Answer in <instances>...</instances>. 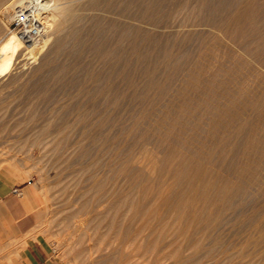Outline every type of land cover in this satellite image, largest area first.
Listing matches in <instances>:
<instances>
[{
  "label": "bare ground",
  "instance_id": "6f19581e",
  "mask_svg": "<svg viewBox=\"0 0 264 264\" xmlns=\"http://www.w3.org/2000/svg\"><path fill=\"white\" fill-rule=\"evenodd\" d=\"M24 3H27L26 6L31 5L37 9L39 16L44 23L45 33L43 34V36L41 38H39L33 42L26 43L24 40H22V38L17 33L11 32L0 43V78L7 76L12 71L15 64L19 62L18 61L19 57L24 55V51H25V54H27L29 57H26L22 60H25V59L36 60L37 57H39L40 53L43 51V48L44 47L46 48L45 44L49 40L48 37L50 36V32H52L56 36L54 46H53L54 47L53 52H56V51L58 52L59 50H61V48L68 41H74V43H78V41H80L83 38L82 37V30H83L84 24H86V22L90 23L91 28H94V29L99 27V24L102 23V20L104 18H101L100 16H98L97 13L99 11H104V12L110 13L111 16H112V14L117 13L119 15L126 17V19H127L129 17V16H127V14L130 12V8L133 6V8L135 7L134 8L135 13L137 15H139V18H135V19H138L142 22L147 21V24L154 26V28L155 27L158 28V26H163L164 28H171L175 31L173 33L167 32L168 34L167 33H162V34L161 33H154V32L144 30L140 26L139 27L136 26V25H138L137 22H134L136 25L129 24L125 20H123V22H122V20L119 19L120 17L117 19V17L114 15H113L114 19L116 18V20H114V19L109 20L110 18L108 19L109 20V23H108L109 29L118 34V39L114 42H108V45H106L107 49L106 48L104 49L106 54L108 56H110L109 64L107 66V73H106L107 76L105 75L106 79L104 78L106 80L105 84L101 89H99L96 93H93L91 96L92 97L91 99H94V100H92L93 102L91 103L93 106L92 111L88 107V104H89L88 101H86L87 106L81 105L78 107V110L76 109L79 113V115L77 117L78 118L77 121L79 122V124H81V127H82V124L87 125V126H89V125L91 126V124H93V126L97 125L100 129H101L100 126H102V127L108 126V129L106 128V133H104V136H105L104 138H106V139L111 138V131L112 130H111L110 126L114 127L113 124L115 125V122H116L115 121L116 120L115 109H117L118 107L120 108L121 106L123 107L125 105V100H127V93H126L127 90L126 89L130 88V86H131V84H130V73L133 70L132 58L134 56L137 57L136 58L137 61H140L141 63L149 61L150 54H149V52H144L142 50L143 46L144 47L147 46L146 48H148V49L150 48L151 54L154 53L155 56L156 55H157V57L160 56L161 60L166 64L167 67H169L170 63L172 64L173 60H175L177 62L180 61L182 59V57L184 58V55H186V54L190 55L191 49H195L198 47L197 45H196L197 47L196 46L194 48L192 47L189 50V52H188V48L186 50L185 49L186 47H184V45H186L188 42H190L192 40H193L192 42H193V46H194L196 44V42H194V40H195V41L199 42V47H202L200 49V51L197 50L199 52V57L200 56L206 57V55H207L206 51H208V50H205V49L208 48L207 46H209L212 48V49L208 48V49H210L209 52H211V50H212L213 56L214 55L222 56L221 62L224 59L225 60L227 59L230 61V63H228L229 61H227L228 66H225L226 68L229 67V65L231 63L233 64V66L231 65V67H229L228 71L225 69L223 71L224 73L226 72L229 74V72H231V71L232 72H238L236 70L237 69L240 70V75H239V73H237V74L239 75V77L241 79V85L242 86L240 87L239 91H237L236 94H232L230 92V86L228 83H221L217 80L218 79V77H217L218 71L220 72V70H221L220 69L221 66L218 68L216 65L217 63L215 64L217 69H215L216 67L214 66L213 61H212L213 62L212 66L215 67V68L213 67L214 69L211 68L212 66L209 64H208V66H205L204 63H203L204 66L201 64H197V63L196 64L194 63L193 65L191 64L189 66L190 69H189V73L187 76L188 79L187 80L185 79L186 82L184 85L182 84L183 88H182V92L180 93V95L183 96V93L188 88H193L194 91L193 90H191V91L194 93V97L183 102L184 104L182 103V107L179 106L180 111L178 112V114H175L174 119H172L174 121H171L172 123L170 124V127L168 129H166V131H165L166 133H164L163 136H160V139L162 138V142L164 143V141H168V140L170 141L172 136L176 134V131H177V135H178L177 138H174L178 141L175 140V142H174L172 140L173 142L171 141L172 144L169 146L167 152H165L166 153V154H164L165 156L162 155V156H164V158L161 159V160H163V161H161V163H163L162 164L163 167L160 168L161 163L158 159L159 156L158 157H156V155L154 156V153H152L149 150H144L145 148L142 151L143 154L138 152L142 155L131 157L130 159L125 160L124 164H123V160H121L123 165L120 163V161L119 162L115 161L114 155L116 152H111L112 154L114 153V155H112L113 156L112 158H114V159H111V160H113L111 162L115 161L116 163L121 164L122 173L126 174V176L128 178H126L123 174L121 175V177L123 176V177H125V179H129L128 183L131 185V189H132V192H130V194H124V195H122V192L124 193V191L120 190V193L122 195L121 197L119 196L120 193L119 194H113L114 191L112 192L110 189V192H112V195H114L115 198H116V196H119L117 198H120V204L116 205L119 199L117 201L110 199L111 202L112 201H113V203L116 202V204H115L116 205V207H115L116 208L115 209L116 214H115L114 218H112L113 220L111 221V225H110L111 227H108V229L110 228L111 232L113 233L114 237L116 238L117 245L121 246V251L122 252H124V251L128 252L129 251L128 254L126 253L127 255L126 254L123 255V253H121L120 256L119 257L117 256V258H115V260H114L113 257L116 255V252H115L113 257H111L114 260L113 264H138V260L134 261V259H133L134 256H138L139 258H143L144 253H145V257L147 255H148V258H149V256H151L149 264H199V263H201V261L203 262V260L199 259V256H198V258H196L197 256L195 257V255H197V253L199 251L202 252V249H204L203 239L212 235V232L216 231V229H218L217 225L220 221L227 220L228 218L231 221L232 220L236 221L235 224L237 222H240V223L243 222V224H244L245 221H248L250 223V227L252 230L259 231V232L264 234V185H258V186L252 185V183L263 182L264 179L262 178L263 180H261V176L264 177L263 176L264 173L262 175H256L255 176L254 173H256L257 171L255 170L256 172H252V170H251V166H252V164H254V161H255V159H254V161L251 160L253 155L257 159L256 160L257 165H261V164L264 165L263 164L264 163V5H263L261 0H0V32L5 31L8 28V23L10 21H12L14 13L16 11L15 8L16 7L18 8V6H20V5L23 6ZM169 6H170V9H168ZM174 13H179L181 15L182 14H184V15L180 20L175 19L178 16V15L177 16L175 15L174 20L172 19L173 21L172 20L170 21V16L173 15V17H174ZM43 14H45V16H43ZM105 15H106V13H105ZM175 21H178V23H175ZM129 22H131V20H129ZM140 25H142V24H140ZM102 27H104V26H102ZM165 31L166 30H164L162 32H165ZM168 31H169V29H168ZM102 37H103V35H102ZM101 42H103V41H101ZM47 44H49V43H47ZM83 44H85V43H83ZM83 44H82V46H83ZM90 46H91V44H90ZM92 46H93V44H92ZM144 47H143V49H144ZM103 48H104V46H103ZM81 50H82V48H81ZM100 50H101V48H100ZM95 51L97 53L98 50L96 49ZM146 51H148V50L146 49ZM82 52H83V50H82ZM195 52H196V49H195ZM64 53H65V51H64ZM211 54H209V55H211ZM188 55H186V58ZM79 56H81V54ZM155 56H153V58ZM213 56H210V57H213ZM207 58H209V57H207ZM198 59L199 58H197V60ZM48 60L49 59L46 58V61L44 63L45 65L48 63ZM202 60L203 59L201 58L199 61L202 62ZM204 60L208 61V59H204ZM213 60L215 61V59H213ZM97 61H96V63H97ZM155 61H156V59H155ZM181 62H183V61L181 60L180 63ZM189 62L190 61H188V63ZM174 63L176 64V62H174ZM180 63L179 64L177 63V65H174V64L171 65V67L172 66H174V67L172 69H168V70H171V71L173 70L175 73L176 71H179V70L181 71V70L185 69L184 67H186L185 65L187 62H185L184 66ZM209 63H211V62H209ZM219 63H220V61H219ZM227 63L225 65H227ZM149 64L153 65V67H154V64H152V63H149ZM134 65L136 66L137 64L134 63ZM155 66H157V65H155ZM166 66H165V68H166ZM162 70L165 71L164 69H162ZM209 71H212V72L210 74V77L207 76V78H209V79L205 82L202 80V76H203V74H207ZM60 72H61V70H60ZM65 72L66 71H64V73ZM103 72H104V70H103ZM144 72H146V74H149V76H150L149 80L147 79L148 76H147V78H146V75L144 77V78H146L145 80H147V82L145 81L146 83L142 86V88L144 90H152V89L157 88L162 93L167 92L165 90H166V87L168 86V84H164V83L161 84V83H159V81L157 79L154 78V76H151V74L154 75V72L156 73V67H154L153 69H151V68L149 69V67H148V69L145 68ZM139 74H140V72H139ZM143 74H145V73H143ZM167 74H168V71H167ZM233 74H232V76H233ZM103 75H104V73H103ZM168 75H166V77ZM170 76H172V75H170ZM170 76H168L167 78H169ZM229 76H230V74H229ZM92 78L94 79L95 77H92ZM157 78H158V76H157ZM205 78H206V76H205ZM96 80H97V78H95V81ZM175 80H177V79H175ZM173 81H174V79H173ZM97 82H99V81H97ZM167 82H168V80H167ZM175 84H176V82H175ZM95 86H97V85H94V87ZM171 86H172V90H175L174 88L177 87V86L176 87L174 86V88H173V84ZM171 86H169V87L171 88ZM179 86L181 87V85H179ZM132 88H134L133 85H132ZM132 88H130V89H132ZM167 90H169V89H167ZM180 91L178 90V92H180ZM79 92H80V90H79ZM134 92H135V90H134ZM136 92H137V90H136ZM141 92L142 91H140V93ZM160 92H159V94H160ZM173 93H175V92H173ZM141 95L137 96V97H139V99H141L143 96H145V95H143V96H141ZM181 96H180V98H181ZM78 98H77V100H79ZM91 99H90V101H91ZM77 100L75 99V101H77ZM81 100L83 101L84 99H80L79 102H81ZM181 100H183V97ZM169 101H173V99L169 100ZM129 103H128V106H129ZM173 103H176V102H173ZM73 105L74 104H72V106ZM76 105L77 104L75 102V106ZM153 105H155V104L153 103ZM196 105H199V106L202 105L203 107H205V109L206 108L213 109V110L215 109L217 121H216V124L214 126V130L211 129V130H213L212 132H210L211 137L208 136V137H210L209 141L212 145L209 148H207V146L204 145V147L207 149H204V148L201 149L200 148L201 151L197 150V152L199 151L198 153H196V151H195L196 154H193L194 153L193 152L192 153L193 155H186L184 153V151L188 146V141L185 137H183V131H182L183 129L181 128L183 126V124H182V122L181 123L179 122L180 121L179 118H181L182 117L181 115H183L185 113L186 114V120L185 121H188V119H187L188 116L192 117L195 113H197L196 109H195ZM100 107L103 108L101 111H103L104 114L99 117V115L102 114V113L100 114V109H99ZM64 108H65V106L63 107V111H64ZM73 108H74V106H73ZM124 108H126V107L124 106ZM167 110H168L167 112L170 114L172 112V110L174 111V108H173V106L169 105ZM75 111H73V112L76 113L77 111L76 112ZM78 113H76V115ZM201 113H204V110ZM56 115H58V114H56ZM67 116L68 115H66V117ZM194 116H196V115H194ZM202 116L204 118V115H202ZM68 117H71V115ZM140 117H141V115H140ZM125 118H127V117L125 116ZM125 118L123 120H125ZM203 118L200 119L198 117L199 123L201 120H203ZM117 119H119V118H117ZM136 119H137V117L135 118V120ZM160 120H161V122L158 124H161L162 122L165 121L164 118H162ZM141 121H143V120H141ZM177 122L180 123L179 128H176V126L178 124ZM116 123H118V122H116ZM122 123L124 124L125 121ZM136 123H137V125L140 124L138 122H136ZM142 123L140 124V127L137 126L138 129H140V130L142 128L141 125H144ZM73 125H75V124H73ZM15 126H16V124H15ZM69 126H71V125H69ZM133 126H135V124ZM128 127H129V125H128ZM128 127H126V128H128ZM118 128H119L118 129V131H119V130H121L122 127L120 128V126H118ZM130 128H132V130H133V127H130ZM130 128H128L126 130H129ZM146 128H148V127H146ZM155 128H158V127H155ZM7 129H6V131H7ZM143 129L144 128H142L143 132L140 133L138 131V134L140 135V139H143L145 141L148 137L147 136L148 133L146 131H144L145 129L144 130ZM164 129H165V126H164ZM175 129H178V130H175ZM134 130H137V128H134ZM152 130L154 132H156L154 130V125H153ZM159 130H161V129H158V133L160 132ZM66 131H67V128H63L61 130V132L59 133L60 136L64 135V137H65ZM70 131H72V130H70ZM113 131H114V129H113ZM122 131H123V128H122L121 132ZM124 131H125V128H124ZM124 131L122 133H127V131L126 132H124ZM44 132H46V129H45V131H43V133ZM48 132H51V130L49 131V129H48ZM129 132L131 133L130 130H129ZM135 132H137V131H135ZM135 132L133 131L132 133H135ZM173 132H175V134ZM68 133L69 132H67V134ZM151 133L152 132H150V134ZM17 134H19V133H17ZM52 134H55V132ZM69 134H68V138H69ZM76 134H78V133H76ZM83 134L85 136L87 135L86 137H88V136L89 137L92 136L93 138L96 137V139L98 138V136H102V134L97 130L96 131L93 130L92 132L85 130V131H83ZM114 134H116V133H114ZM131 135L135 136L134 134H131ZM38 136L40 137L39 134H38ZM133 136H132V138H133ZM112 137H113V135H112ZM136 137L138 138L139 136H136ZM47 138H49V136H47ZM66 138H67V136H66ZM68 138H67V140H65V143L68 141L71 142L70 141L71 139L68 140ZM74 138H75V136H74ZM115 138L117 139L118 135ZM119 138H120V134H119ZM34 139H36V138H34ZM52 139H54V136L51 138V140ZM57 139L58 138H56V141H57ZM113 139H114V137H113ZM122 139L123 138H120V140H119L120 143L122 142L121 141ZM125 139L126 140L128 139V141H129V138H126V136H125ZM51 140L49 143H51L53 141V140L52 141ZM143 140L142 141L139 140L141 143L137 140L139 144L143 143L141 145V149L145 143V142H143ZM147 140H149V139H147ZM147 140H146V142H147ZM8 141L10 142L12 140H8ZM56 141L52 142V144L56 143ZM82 141H83V139H82ZM84 141H85V139H84ZM89 141H91V140H89ZM116 141H118V140H116ZM133 141H132V143L135 144ZM111 142H113V141H111ZM123 142H125L126 147H127V142L125 140ZM129 142H128V144H129ZM75 143H74V145L77 144V143L76 144ZM85 143L86 144L88 143V146H89V144H91L92 141L90 143L87 140V142H85ZM85 143L83 142L81 145H85ZM93 143H94V140H93ZM138 143H136V144H138ZM57 144L58 143H56V145ZM102 144L105 145V143H102ZM102 144H101V146H102ZM31 145H32V143H31ZM65 145H68V144H65ZM81 145L79 144V148ZM98 145H99V143H98ZM104 145L102 146V149L104 147V149L106 151V147H105L106 145L105 146ZM59 146H60L59 148L62 150L61 145H59ZM101 146H99V147H101ZM162 146H163V144H162ZM76 147H78V146H76ZM83 147H85V146H83ZM133 147L136 148V146H133ZM139 148L137 150L141 151V149H139ZM69 149H71V148L69 147L68 150ZM73 149L74 148H72V152H73ZM129 150H131V149H129ZM129 150H126V152ZM156 150H158V149H156ZM165 150H166V148H165ZM2 151L4 152V150H2ZM105 151H104V154L107 153ZM53 152L55 155V151H53ZM80 152L81 151H79V153ZM131 152L132 151H130L129 153L131 154ZM124 153H125V151H124ZM82 154L83 153H81L80 156H85L84 154L83 155ZM102 154H103V152H102ZM117 154H119V152H117ZM120 154H121V152H120ZM217 154L223 155L224 156L223 158L224 159L227 158V160L230 162H228L226 165H221L218 169H214V168H212V165H214L215 161L218 160ZM221 155H219V157H221ZM60 156H64L63 158H66L65 154L59 155V157ZM66 156H68V155H66ZM104 157H105V155H104ZM109 157H111V155ZM121 157L122 156H120V158ZM160 157H161V155H160ZM125 158H126V155H125ZM127 158H128V155H127ZM215 158H217V159H215ZM223 158H221L220 160H222ZM6 159H8V158H6ZM70 159H72V157ZM99 159L97 160V158H96L97 163L99 161H101V159L100 160ZM108 159L109 158H107V160ZM224 159L222 161H224ZM3 161H4V156H3ZM251 161L253 163H251ZM93 162L96 166H98L100 164L99 163L97 165L94 160H93ZM109 162L107 161V163H106V160H105L104 164H105V167L107 164L111 165V168H109L111 171V170H113L112 169L113 163L110 164ZM88 164H91V162ZM104 164L102 167H104ZM207 164L209 166H207ZM95 165L93 167H96ZM109 165H107V166L109 167ZM134 165L137 167L138 170L135 169ZM15 166H13V167H15ZM86 166H84V167H86ZM115 167H114V169H115ZM117 167H119V166H117ZM88 168H90V167H88ZM117 169H119V168H117ZM151 169H154V170L158 169L159 174L157 173V171L156 172L154 171L156 174H158L155 176L158 177L160 175L159 180L157 182L155 181L156 183H153L154 181H152V184H150L151 181H150V183L148 182L149 179L147 176V174L150 175ZM3 170L0 169V171H3ZM257 170H259V169H257ZM116 172H118V170H116ZM119 172H120V170H119ZM223 172H225V174H229V177L225 176ZM260 172H262V171H259V174H260ZM24 173H26V172H24ZM55 173H57V172H55ZM113 173H114V170H113ZM113 173H110L109 175H112ZM115 173H114V175H115ZM118 173H116L115 177L118 176L117 175ZM109 175H107V176H109ZM114 175L112 176V178L114 177ZM230 175L231 176L233 175V177H231ZM119 176H120V173H119ZM151 176H153V175H151ZM169 176H170V179H169V182H167V180H168L167 178ZM95 177H97V176H95ZM101 178L103 179V175L101 176ZM118 178L120 179V177H118ZM102 179H101V181H102ZM115 179H116V181H118L117 178H115ZM122 179H124V178H122ZM96 180H98V178L95 179V183H96ZM109 180H111V177H109L107 181H109ZM90 181H92V180H90ZM126 181H124V182H126ZM93 182H94V179H93ZM103 182H105V180L102 181V183ZM110 184L112 186V182ZM116 185H119V184H116ZM116 185H115V187H116ZM103 186L106 187V185H103ZM127 188H129V185ZM65 189H67V188H65ZM106 189L103 188V190H105V192H106L105 194H107V192H109V189L107 191H106ZM119 189L120 188L118 186L117 190H116V188L114 190H116L118 192ZM121 189H123V188H121ZM116 191H115V193H117ZM67 192H69V191H67ZM77 192H79V191H77ZM102 193L103 194L97 193V195L98 194L101 196L104 195V192H102ZM128 193H129V191H128ZM75 194H76V192H75ZM88 196L86 195L85 197L88 198ZM106 196H108V194ZM85 197H84V199H85ZM90 197H92V196H90ZM108 197H107V199L109 201ZM110 197H113V196H110ZM33 199L37 200L38 199L37 195H35ZM92 199H94V198H92ZM78 202H80V200ZM85 202H86V200L84 201V203ZM89 202H91V201H89ZM93 205H95V204L93 203ZM105 207H103V208H105ZM91 208H92V206H91ZM82 210H84V209H82ZM100 211H101V209H100ZM80 213H81V211H80ZM110 214L111 213L109 212V215ZM226 214L227 215L229 214V215L227 216ZM109 215H107V216H109ZM225 215L228 217L227 219L225 218ZM101 217H103V216H101ZM121 218L122 219L125 218V220H122ZM126 221H130L129 222L130 224H132L131 221H137V224L135 225L134 228L130 225L131 228H133V229L129 230V228H127L128 225H126V224H128V222L126 223ZM108 222L110 223V221H108ZM89 224H91V223H89ZM238 224L239 223H237V225ZM100 225H101V223H100ZM232 225H233V222H232ZM125 226H127L126 227L127 229L125 228ZM244 230H246V229H244ZM242 232H244V231H242ZM250 232H249V235H250ZM95 233H96V231H95ZM108 233H109V231H108ZM254 233H256V232H254ZM96 234H98V231ZM199 234H200V237L197 236ZM90 235H91V233H90ZM103 235L104 234H102V237H103ZM221 235H223V234H221ZM252 235L255 238V235L251 234V236ZM217 236H219V235H217ZM244 236L248 237L246 235H244ZM259 236H260V234H259ZM114 237H111V239H113ZM220 237H218V238H220ZM25 238H26V236H25ZM218 238L216 237L217 241H218ZM93 239H94V237H93ZM247 239H248V240H246L247 242L244 241V244L241 243L242 246L241 245H239L240 247L238 245H236V246H238L239 248L243 247V249L246 251L248 249L251 250V251L249 250V252L252 253L254 258L253 259L249 258L251 260V262H249V263L253 264L252 261H254L255 264H264V252H263L264 250H261L262 246L260 248V246L258 245L260 242L257 239H255L254 241H253V239H251V240L249 238H247ZM242 240H244V237ZM259 240H261V239H259ZM80 241H82V240H80ZM80 241L78 243H80ZM85 242H86V240H85ZM229 242H230V240H229ZM240 242H242V241L240 240ZM110 244H111V242H110ZM112 246H113V244H112ZM119 246H116V247H119ZM236 246H235V249H236ZM83 247H85V246L83 245ZM209 247H207V249ZM226 247H228V246H226ZM223 249H225V248H223ZM233 250L234 249H232L231 251H233ZM239 250L241 251L242 249H238L236 251H239ZM260 250L263 253H261ZM225 251H227V250H224V252ZM229 252L230 251H228L227 253H229ZM237 253H239V252H237ZM240 253H242V255H244L243 251H241ZM251 253H248V254H251ZM204 254H205V251H204ZM229 254H228V256L230 257ZM245 254L247 256L246 252H245ZM117 255H119V254L117 253ZM224 256H225V254H224ZM235 256H236V252H235ZM237 256H238V254H237ZM213 257H214V255H213ZM148 258H146V259H148ZM104 259H106V257ZM109 259H110V257H109ZM144 259L145 258H143L142 260L144 261ZM211 259L212 258H210V260ZM98 260H101V259L99 258ZM221 260H223V259H221ZM109 261L111 262L112 260L110 259ZM217 261H218V259H217ZM219 261H220V259H219ZM231 261H233V260H231ZM95 262H96V260H95ZM99 262H101V261H99ZM110 262H109V264H110ZM240 262H239V264H240ZM105 263H103V264H105ZM97 264H99V263H97Z\"/></svg>",
  "mask_w": 264,
  "mask_h": 264
},
{
  "label": "rangeland",
  "instance_id": "374dc122",
  "mask_svg": "<svg viewBox=\"0 0 264 264\" xmlns=\"http://www.w3.org/2000/svg\"><path fill=\"white\" fill-rule=\"evenodd\" d=\"M261 1L264 5V0H261ZM26 4L27 3H24V5H26ZM19 7H21V5L18 6V8ZM134 8H133V6L130 8V12L127 14V16H129V17L127 19H126V17L119 15L117 13L112 14V16H111L110 13H107L104 11H99L97 13L98 16H100L101 18H104L102 20V23L99 24V27L95 28L96 29L95 30L94 28H91L90 23L86 22V24H84V27L82 30V37L83 38L80 41H78V43H74V41H68L64 45L66 48L63 46L61 48V50H59L58 52L57 51L53 52V50H54L53 46H54L56 36L52 32H50V36L48 37L49 40L47 42L49 44H47V43L45 44L46 48L45 47L43 48V51L40 53L39 57H37L36 60H33V59L22 60L26 57H29L27 54H25V51H24V55L19 57V60H18L19 62L15 64L12 71L7 76L0 78V135H1L0 136V151L2 152V153L0 152V157H1L0 158V169H2V170L4 169V170H7L10 173H12L21 182L25 183L24 185H27L30 188H32L38 197V199H37L38 209L33 211V212H30L28 229L26 230L25 234L21 235L20 237H14L11 240H8L7 242H5V244L2 247H0V264H16L18 258L20 257V254H21V251L23 250V248H25V246L27 244H29L31 241H33L34 239L42 241L46 245L49 244V246L52 249H54L55 255L57 256V260H58L59 264H97V263L103 264L105 262H106L105 264H107V263L109 264L110 259L112 260L110 262V264H113L115 258H117V256L119 257L121 253H123V255H125L126 253L128 254L129 251L128 252L124 251L125 253L121 251V246L117 245L116 238L114 237L110 228L108 229V227H111L110 225H111V221L113 220L112 218H114V216L116 214V212H115L116 208L115 207H116V205L120 204V198H117V197H119V196L121 197L124 194H130V192H132L131 185L128 183L129 179H125V177L126 178H128V177L126 176V174L122 173V166H121L122 161L121 160H123V164H124L125 160L130 159L131 157H134V156L142 155L143 154L142 151L145 148L144 150H149L152 153H154V156L155 155H156V157L159 156L158 159H159L160 163H161V161H163L161 159L164 158V156H165L164 154H166L165 152H167L169 146L172 144L171 141L173 140L175 142L176 139H174V138H177L178 135H177V131H176V134H175V132H173L175 135L172 134L173 136H172L171 140L170 141L169 140L164 141V143L162 142V138L160 139V136H163L164 133H166L165 131H166V129H168L170 127V124L172 123L171 121H174L172 119H174L175 114H178V112L180 111L179 106L182 107L183 102L194 97V93L191 91V90H193V88H188L183 93V96L180 95V93L182 92L183 85L185 84L186 80L188 79L187 76H188L189 69H190L189 66L191 64L193 65L194 63L195 64L197 63V64L203 65V63H204L205 66H208V64L212 66V64L214 62L215 67H216V65L218 68L221 66L220 72L218 71V76H217L218 79L217 80L221 83H228L230 86V92L232 94H236L237 91H239L240 87L242 86L241 85V79L239 77L240 70L237 69L236 71H238V72H232V71H231L232 73L229 72L230 76L228 73H226V72L224 73L223 71L225 69L228 71L229 67H231V65L233 66V64L231 63L229 65V67L226 68L225 66H228V63H230V61L227 59L226 60L224 59L221 62L222 56H219V55L213 56L212 50H211V52H209L210 49H212L211 47L207 46L210 49L204 48L205 50H208V51H206V54H207L206 57L203 55L205 58L202 56L199 57L198 51H200V49L202 47H199L198 41L194 40V42H196V44L194 43L195 44L194 46H193V42H192L193 40L188 42L186 45H184V47H186L185 48L186 50L188 48V52L192 47L194 48L196 45L198 46V47L196 46L197 48H195L196 52H195V49H191L192 51L190 50V55L186 54V55H188L187 58H186V55H184V58L182 57L181 60L183 62L184 61L187 62L186 65H185V62L180 63L181 60L178 62L173 60L174 62H176V64L172 61V64L170 63L169 67H167L166 64L161 60L160 56L157 57V55L155 56L154 53L151 54L150 48L148 49V48H146L147 46L146 47L143 46L144 49L142 47V50L144 52H149V54H150L149 61L141 63L140 61H137V59H136L137 57L134 56L132 58L133 70L130 73V84H131L130 88H132V85L134 88L126 89L127 90L126 91L127 100H125V105H124L126 108H124V106L123 107L121 106L120 108L118 107L117 109H115V114H116V120L115 121L118 123L115 122V125L113 124L114 127L110 126L111 130H112L111 131V138L110 139L104 138L105 137L104 133H106V128L108 129V126H106V127L100 126L101 129L103 128L102 130L97 125L93 126V124H91V126L90 125L87 126V125L82 124V127H81V124H79V122L77 121L78 120L77 117L79 115V113L77 111L78 107L81 105H86L87 104L86 101H88V103H89L88 107L92 111L93 106L91 103L93 102L92 100H94V99H91L92 98L91 96L93 93H96L99 89H101L104 86L105 81H106L105 79L107 76V74H106L107 73V66L109 64L110 56H108L106 54L104 49L105 48L107 49L106 45H108V42H114L118 39V34L109 29V26H108L109 20H113L114 16H116L117 19L120 17L119 19L122 20V22H123V20H125V21H127V23L134 24V25H136L134 22H137L138 25H136V26H138V27L140 26L142 29L150 31V32L161 33V34L167 33V32L168 33L169 32H172V33L175 32L173 29L164 28L163 26H158V28L157 27L154 28V26L147 24V21L142 22L138 19H135V18H139V15H137L135 13ZM15 9L17 10V7ZM168 9H170V6L168 7ZM105 13H106V15H105ZM175 15L176 16L178 15L177 18H175ZM183 15L184 14L181 15L179 13H174V17H173V15L170 16V21L172 19L174 20V18L177 20H180L183 17ZM43 16H45V14H43ZM128 19L131 20V22H129ZM114 20H116V18ZM139 23L142 25H140ZM175 23H178V21H175ZM10 24H11V21L8 23V28L5 31L0 32V43L11 32L16 33L13 30V28L10 26ZM102 26H104V27H102ZM168 29H169V31H168ZM164 30H166V31L162 32ZM102 35H103V37H102ZM110 39L111 40L113 39V40L111 41ZM101 41H103V42H101ZM83 43H85V44H83ZM82 44H83V46H82ZM90 44H91V46H90ZM92 44H93V46H92ZM102 45L104 46V48ZM81 48H82L83 52H82ZM100 48H101V50H100ZM96 49L98 50L97 53L95 51ZM146 49L148 51H146ZM64 51H65V53H64ZM80 54H81V56H79ZM209 54H211V55H209ZM153 56H155V57L153 58ZM210 56H213V57H210ZM207 57H209V58H207ZM46 58H48L49 60H48V63L45 65L44 63L46 61ZM197 58H199V59L197 60ZM201 58L203 59L202 62L199 61ZM155 59H156V61H155ZM204 59H208V61L204 60ZM213 59H215V61ZM96 61H97V63H96ZM188 61H190V62L188 63ZM219 61H220V63H219ZM227 61H229V62L227 63ZM148 62L154 64V67H156V73L154 72V75L151 74V76H154V78L157 79L159 81V83H161V84H163V83L168 84V86L166 87V90H165L167 92L162 93L157 88L152 89V90H144L142 88V86L147 82V80H145L147 78V76H148V78H147L148 80L150 78L149 74H146V72H144V69L145 68L148 69V67H149V69L154 68L153 65L149 64ZM209 62H211V63H209ZM134 63L137 65L135 66ZM177 63L178 64L180 63L183 66L185 65L186 66V67H184L185 69H183L181 71L180 70L176 71L175 73L173 70L172 71L168 70V69H172L174 67V66L171 67V65H173V64L177 65ZM226 63H227V65H225ZM155 65H157V66H155ZM165 66L167 69L165 68ZM214 66H212L211 68H213ZM217 67L215 69H217ZM162 69H164L166 72L163 71ZM60 70L62 73L60 72ZM103 70H104V72H103ZM64 71H66V72L64 73ZM167 71H168L169 75L167 74ZM139 72H140V74H139ZM211 72L212 71H209L207 74H203L202 80L206 82L209 79V78H207V76L210 77ZM103 73H104V75H103ZM143 73H145V74H143ZM237 73H239V75ZM232 74H233V76H232ZM145 75H146V78H144ZM166 75H168V76L172 75V76L167 78L168 76L166 77ZM204 75L206 76V78ZM157 76H158V78H157ZM92 77L97 78V80L95 81V78L93 79ZM173 79H174V81H173ZM175 79H177V80H175ZM167 80H168V82H167ZM97 81H99V82H97ZM175 82H176V84H175ZM172 84H173V88H174V86L175 87L177 86L176 88H174L175 90H172V86H171ZM178 84L181 85V87ZM94 85H97V86L94 87ZM169 86H171V88ZM167 89H169V90H167ZM79 90H80V92H79ZM134 90H135V92H134ZM136 90H137V92H136ZM178 90L179 91L181 90V91L178 92ZM140 91H142V92L140 93ZM159 92H160V94H159ZM173 92H175V93H173ZM140 95L141 96L145 95V96H143L141 99H139V97H137V96H140ZM180 96H181V98H180ZM182 97H183L184 101L181 100ZM77 98L79 100H77ZM75 99L77 101H75ZM80 99H84L85 101L83 100L84 101L83 102L81 100V102H79ZM90 99H91V101H90ZM172 99H173V101H169ZM75 102L77 104L76 106H75ZM173 102H176L177 104L173 103ZM128 103H129V106H128ZM153 103L155 105H153ZM72 104H74L73 106L75 109L73 108ZM169 105L173 106V108H174V111L172 110V112L170 114L167 112ZM64 106H65V108H64L65 112L63 111ZM99 109H100V114L102 113L101 115H99V117H100L104 113H103V111H101L103 109L102 107H100ZM195 109H196L197 113H195L194 115H196V116L193 115L192 117H189L187 115L188 121H185L186 120V114L185 113L183 115H181L182 116L181 118H179L180 119L179 122L180 123L182 122V124H183V126L181 127L183 129L182 130L183 131V137H185L188 141V146L185 149L186 152L184 151V153L186 155L196 154L199 151H201L202 148L207 149L212 145L209 141L210 137H211L210 132H212L214 130V126H215L216 121H217L215 109L214 110L208 109V108L205 109V107H203L202 105H200V106L196 105ZM203 110H204V113H201V112H203ZM73 111H75L78 114L76 115V113H74ZM56 114H58V115H56ZM69 114L71 115V117H68V116H70ZM66 115H68L67 116L68 118L66 117ZM140 115H141V117H140ZM200 115L201 116L204 115V118H203V116L201 117ZM125 116L127 118H125ZM123 117L125 118V120H123L124 119ZM136 117H137V119L135 120ZM198 117L200 119L203 118V120H201L202 122L200 121V123H199ZM117 118H119V119H117ZM162 118H164L165 121L162 122L161 124H158L161 122L160 119H162ZM141 120H143V121H141ZM124 121H125V123H124L125 125L122 123ZM135 121L140 123V124L143 122L142 124H144V125H141V127L144 128L145 130L144 129L143 130L148 133L147 136L149 138L147 137V139H149V140L146 139L147 142H146V140L144 141L143 139H140V135L138 134V131L140 133H142L143 131H142V128H141V130L138 129L137 126L140 127V124L137 125V123ZM133 123L135 124V126H133L134 125ZM180 123L177 124L176 128H179ZM15 124H16V126H15ZM73 124H75V125H73ZM76 124L77 125L79 124V125L77 126ZM152 124L154 125V130L156 132H154L152 130L153 129ZM69 125H71V126H69ZM128 125H129V127H128ZM118 126H120V128L122 127L123 131L125 128L124 132L127 131V133H122L123 132V131L121 132L122 128H121V130L118 131V129H119ZM125 126L128 128L133 127V130H132V128L129 129L131 131V133L129 132V130H126L128 128H126ZM164 126H165V129H164ZM146 127H148V128H146ZM155 127H158V128H155ZM44 128L46 129V132L43 133V131H45ZM63 128H67V131L65 133V137H64V135L60 136V134H59ZM112 128L114 129V131ZM134 128H137V130H134ZM6 129H7V131H6ZM48 129H49V131L51 130L52 133L55 132V134L48 132ZM158 129H161V130H159L160 131L159 133H158ZM211 129H213V130H211ZM70 130H72V131H70ZM85 130H87L89 132H92L93 130L94 131L97 130L102 134V136H98L97 139H96V137L93 138L92 136L86 137L87 135L85 136L83 134V131H85ZM175 130H178V129H175ZM133 131L134 132L137 131V132L132 133ZM67 132L70 133V134L68 133L69 138H68ZM75 132L78 134H76ZM150 132H152V133L150 134ZM17 133H19V134H17ZM114 133H116V134H114ZM118 133L120 134V138H123L121 140L122 141L121 143L119 141L120 138H119ZM38 134L40 135V137L38 136ZM131 134H134L135 136H133ZM112 135H113L114 139H113ZM117 135H118V138L116 139L115 137H117ZM47 136H49V138H47ZM53 136H54V139H52L53 140L52 141L51 138ZM66 136H67L68 140L71 139L70 140L71 142L68 141L65 143V140H67ZM74 136H75V138H74ZM125 136H126V138H129L130 142L128 141V139L127 140L125 139ZM132 136H133V138H132ZM136 136H139L138 137L139 139ZM208 136H210V137H208ZM34 138H36V139H34ZM56 138H58L61 142L58 139L56 141ZM82 139H83V141H82ZM84 139H85V141H84ZM86 139L90 143L92 141V143L89 144V146H88V143L87 144L85 143V142H87ZM8 140H12V141L9 142ZM50 140L52 142L56 141V143H58V144L57 145H56V143L52 144V142L49 143ZM89 140H91V141H89ZM93 140H94V143H93ZM116 140H118V141H116ZM124 140L126 142L127 141L129 142V144L127 142V147H126L125 142H123ZM137 140L138 141L143 140V142L146 143V144L144 143V145L142 146V149H141V145L143 143L139 144ZM111 141H113V142H111ZM132 141L135 144H133ZM176 141H178V140H176ZM83 142L85 143V145H81ZM31 143H32V145H31ZM74 143L76 145H74ZM98 143H99V145H98ZM102 143H105L106 146ZM136 143H138V144H136ZM65 144H68V145H65ZM79 144L81 145L80 148H79ZM101 144H102V146L104 145L106 147V151H105L104 147L102 149ZM162 144H163V146H162ZM59 145H61L62 150L64 149L63 151L59 148L60 147ZM204 145L207 146V148H205ZM76 146H78V147H76ZM83 146H85V147H83ZM99 146H101V147H99ZM133 146H136V148H134ZM69 147L71 149L68 150ZM72 148H74L73 149L74 153L72 152ZM138 148L141 149V151L140 150L138 151L137 150ZM155 148L158 150H156ZM165 148H166V150H165ZM129 149H131V150H129ZM2 150H4V152ZM103 150L107 153L104 154ZM126 150H129V151H127L128 153L130 151H132L131 154L130 153L128 154L126 152ZM197 150H199V151L197 152ZM53 151H55V155H54ZM79 151H81V152L79 153ZM124 151H125V153H124ZM195 151H196V153H195ZM102 152L105 155V157L102 154ZM111 152H116V153L114 155V153L112 154ZM117 152H119V154H117ZM120 152H121V154H120ZM138 152H140L142 154H140ZM81 153H83L85 156H80ZM64 154H65L66 158H63L64 156L59 157V155H64ZM124 154L126 155V158H125ZM159 154L161 155V157ZM66 155H68V156H66ZM110 155H111V157H109ZM112 155L115 156L114 157L115 161L116 162L120 161L121 164L116 163L115 161L111 162V161H113L111 159H114V158H112L113 157ZM127 155H128V158H127ZM162 155H164V156H162ZM217 155H218L217 156L218 160L215 161V164L212 165V168L218 169L221 165H226L228 162H230L227 160L226 157H225L226 159H224L223 155H221V154H217ZM219 155H221V157H219ZM3 156H4V161H3ZM120 156H122V157L120 158ZM71 157H72V159H70ZM6 158H8V159H6ZM96 158H97V160L100 158L101 161H99L97 163ZM107 158H109L110 160L109 159L107 160ZM217 158H215V159H217ZM221 158H223L224 161H222L223 159L220 160ZM104 159L106 160V163H107V161L108 162L110 161L109 162L110 164L113 163L112 169L114 170V173L116 172V170H118V172L120 170V172H119L120 176H119V173L116 172V173H118L117 174L118 176L115 177L116 173L114 175L113 170H111L112 172L110 171L109 168H111V165L107 164V165H109V167L107 165L105 167V164H104L105 160ZM254 159H255V161H254ZM85 160L88 163L91 162V164H88ZM93 160L95 161V163L97 165L99 163L100 164L98 166H96L94 164ZM251 160L254 161V164H252L253 167L251 166L252 172H256V171L258 172V173L257 172L254 173L255 176L256 175H262L264 173V167H263L264 165H262V164H261L262 166L257 165V162H256L257 159L255 158L254 155L252 156ZM252 161H251V163H253ZM102 163L104 164V167H102L103 166ZM115 164L119 167H117ZM162 164L163 163L160 164V168L163 167ZM86 165L90 168H88ZM94 165L96 167H93ZM13 166H15L16 168ZM84 166H86V167H84ZM207 166H209V165L207 164ZM114 167H115V169H114ZM134 167H135V169H137V167L135 165H134ZM117 168H119V169H117ZM257 169H259V170H257ZM154 171L155 172L157 171V173L159 174L158 169L157 170L151 169L150 175L147 174L148 179H149L148 182L150 183V181H151L150 184H152V181H154L153 183H156L159 180L160 175L158 177L155 176L158 174H156ZM259 171H262V172H260V174H259ZM24 172H26V173H24ZM55 172H57V173H55ZM109 172L113 173V174L109 175L110 174ZM223 173L225 176L229 177V174H225V172H223ZM122 174L125 177H123V176L121 177ZM102 175H103V179L101 178ZM107 175H109V176H107ZM113 175H114V177L112 178ZM151 175H153V176H151ZM95 176H97V177H95ZM263 176H264V174H263ZM107 177L108 178L111 177V180H109L110 182L107 181L108 180ZM118 177H120V179ZM231 177H233V175ZM96 178H98V180H96L97 184L95 183ZM115 178H117L118 181H116ZM122 178H124V179H122ZM262 178L264 179V177L261 176V180H263ZM93 179H94V182H93ZM101 179H102V181L105 180V182H103L104 184L102 183ZM167 179H168L167 182H169L170 176ZM90 180H92V181H90ZM124 181H126V182H124ZM107 182L109 184L112 182V186H111V184L109 185ZM263 182H264V180H263ZM263 182L252 183V185L253 186L264 185ZM116 184H119V185H116ZM103 185H106V187ZM115 185H116V187H115ZM128 185H129V188H127ZM118 186L120 189L117 192L116 190H117ZM65 188H67V189H65ZM103 188H105V189L107 188L106 191L109 189V192H107V194H108V196L111 194L110 196H113V197L106 196L107 194H105L106 192H105V190H103ZM115 188H116V190H114ZM121 188H123L124 190ZM110 189L112 192L114 191L113 194H119L120 190L124 191V193L122 192V195L120 193L119 196H116V198H115L114 195H112V192H110ZM67 191H69V192H67ZM77 191H79V192H77ZM115 191L117 193H115ZM128 191H129V193H128ZM75 192H76V194H75ZM102 192H104V195H102V196L99 195V194H103ZM97 193H99V194L97 195ZM86 195L87 196L89 195L88 198L85 197ZM90 196H92V197H90ZM84 197H85V199H84ZM107 197L109 198V201H108ZM92 198H94V199H92ZM110 199L111 200L113 199L114 201H117L118 199L119 200L116 204V202L115 203H113V201L111 202ZM79 200H80V202H78ZM85 200H86V202L84 203ZM89 201H91V202H89ZM93 203L96 206L93 205ZM91 206H92V208H91ZM103 207H105V208H103ZM82 209H84V210H82ZM100 209H101V211H100ZM80 211H81V213H80ZM109 212L111 213L110 215H109ZM107 215H109V216H107ZM226 215H225V218L227 219L228 218L227 216L229 214L227 216ZM101 216H103V217H101ZM122 220H125V218ZM229 220L230 219L228 218L227 220L220 221L217 225L218 229H216V231H213L212 235L203 239L204 249H202V252L199 251L197 253V255H195V257L197 256L196 258H198V256H199V259L203 260V262L201 261V263H199V264H233V263L239 264L240 261H241L240 264H242V263L248 264L249 262H251V260L249 258H252V259L254 258L252 253L249 252L250 249H248L246 251L243 249V247L239 248L240 247L239 245H241V243L244 244V241L247 242L246 241V240H248L247 238H249L250 240L253 239V241L255 239H257L260 242L258 245L260 246V248H261V246L263 248V249L261 248V250H264V240H263L264 234L263 233H261L259 231L252 230L250 227V223L248 221H245L244 224H243V222H241V223L237 222V223H239L238 224L239 226H238L237 223L235 224L236 221L230 220L231 221L230 222ZM108 221H110V223ZM127 222H128V224H126V225H128V227L125 226V228L126 227L129 228V230L133 229L135 227V225L137 224V221H131L132 224L129 223L130 221H126V223ZM232 222H233V225H232ZM89 223H91V224H89ZM100 223H101V225H100ZM130 225L133 228H131ZM244 229H246V230H244ZM95 231H96V233L98 231V234H96ZM108 231L111 235L108 233ZM242 231H244V232H242ZM89 232L91 233V235ZM249 232H250V235H249ZM254 232H256L257 234ZM102 234H104L103 237H102ZM221 234H223V235H221ZM251 234H254L255 238L253 235L251 236ZM259 234H260V236H259ZM214 235L217 238L221 236L220 237L221 239L218 238V241H217L216 237ZM217 235H219V236H217ZM244 235H246L248 237H245ZM25 236H26V238H25ZM197 236L200 237V234ZM93 237H94V239H93ZM111 237H114V238L111 239ZM243 237H244V240H242ZM84 239L86 240V242ZM259 239H261V240H259ZM80 240H82V241H80ZM229 240H230V242H229ZM240 240L242 242H240ZM79 241H80V243H78ZM110 242H111V244H110ZM112 244H113V246H112ZM83 245L85 247H83ZM234 245L235 246L238 245L239 247L236 246V249H235ZM116 246H119V247H116ZM206 246L207 247L210 246V247L207 249ZM226 246H228V247H226ZM219 247L220 248L222 247V248L220 249ZM223 248H225V249H223ZM237 248L242 249L241 251L244 252L243 253L244 255H242V253H240L241 252L240 250L236 251V250H238ZM232 249H234V250L231 251ZM224 250H227V251L224 252ZM110 251L111 252L113 251V252L111 253ZM204 251H205V254H204ZM228 251H230L229 252L230 254L227 253ZM115 252H116V255L113 257ZM235 252H236V256H235ZM237 252H239V253H237ZM245 252L247 253L248 257L246 256ZM263 252L261 251V253H263ZM117 253L119 255H117ZM248 253H251V254H248ZM224 254L226 257L224 256ZM228 254L230 255V257L228 256ZM237 254H238V256H237ZM213 255H214V257H213ZM104 256L106 257V259H104L105 258ZM109 257H110V259H109ZM111 257H113L114 260ZM150 257L151 256H149V258H148V255L145 257V253H144L143 258H145L144 259L145 262L142 260L143 258H139L138 256H134V258L133 257L132 258L134 259V261L138 260V264H149ZM99 258L101 260H98ZM146 258H148V259H146ZM210 258H212V259L210 260ZM217 259H218V261H217ZM219 259H220V261H219ZM221 259H223L224 261L226 260L225 261L226 263ZM95 260H96V262H95ZM231 260H233V261H231ZM99 261H101V262H99ZM252 262H253V264H255L254 261H252ZM249 264H252V263H249Z\"/></svg>",
  "mask_w": 264,
  "mask_h": 264
},
{
  "label": "crops",
  "instance_id": "0c3cea01",
  "mask_svg": "<svg viewBox=\"0 0 264 264\" xmlns=\"http://www.w3.org/2000/svg\"><path fill=\"white\" fill-rule=\"evenodd\" d=\"M7 170L0 171V247L14 237L24 235L29 215L38 209L34 190ZM16 189L22 195L15 193ZM16 264H59L49 244L34 239L23 248Z\"/></svg>",
  "mask_w": 264,
  "mask_h": 264
},
{
  "label": "built area",
  "instance_id": "2783aa9c",
  "mask_svg": "<svg viewBox=\"0 0 264 264\" xmlns=\"http://www.w3.org/2000/svg\"><path fill=\"white\" fill-rule=\"evenodd\" d=\"M10 26L26 43L33 42L43 36L45 27L37 9L31 5H24L14 13ZM15 193L22 195L20 189Z\"/></svg>",
  "mask_w": 264,
  "mask_h": 264
}]
</instances>
